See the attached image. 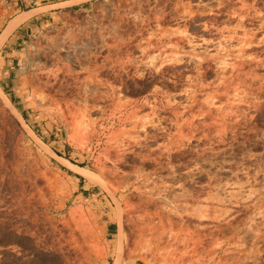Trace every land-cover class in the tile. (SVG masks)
<instances>
[{
	"label": "rangeland",
	"instance_id": "rangeland-1",
	"mask_svg": "<svg viewBox=\"0 0 264 264\" xmlns=\"http://www.w3.org/2000/svg\"><path fill=\"white\" fill-rule=\"evenodd\" d=\"M24 12L0 264H264V0H0V35Z\"/></svg>",
	"mask_w": 264,
	"mask_h": 264
},
{
	"label": "bare ground",
	"instance_id": "bare-ground-1",
	"mask_svg": "<svg viewBox=\"0 0 264 264\" xmlns=\"http://www.w3.org/2000/svg\"><path fill=\"white\" fill-rule=\"evenodd\" d=\"M25 14H26V12H24V14L23 15H18V16H16V17H14V18H12L10 21H9V23L7 24V26H6V28H4V31H3V33L0 35V44L2 43V41H3V39L8 35V33L9 32H11L23 19H25ZM50 49V48H49ZM55 49V48H54ZM46 52V51H45ZM42 53V55H43V57L45 58V57H48V54H49V52H47V53ZM58 56H59V54H57ZM41 56V55H40ZM39 56V57H40ZM57 57V56H56ZM64 57V56H63ZM42 58V57H41ZM40 59V58H39ZM92 59V58H91ZM77 60V59H76ZM79 60V59H78ZM41 60H39V62H40ZM45 61H46V59H45ZM45 61H43V63L45 64ZM38 62V61H37ZM77 62V61H76ZM42 63V62H41ZM46 63H47V61H46ZM82 63V62H81ZM44 64H40L41 66L42 65H44ZM63 64V63H62ZM38 68V67H37ZM46 68V67H45ZM40 69V68H39ZM42 69V68H41ZM40 69V70H41ZM42 71H44V70H42ZM50 74V73H49ZM48 75V74H47ZM47 78V77H46ZM48 79V78H47ZM49 82V80L47 81V83ZM52 84V83H51ZM45 86V85H44ZM40 88V87H39ZM37 89V88H36ZM41 89V88H40ZM43 89V88H42ZM45 89V88H44ZM49 89V88H48ZM58 90V89H57ZM61 91V90H60ZM65 91V90H64ZM45 94V93H44ZM43 94V95H44ZM17 116H20V115H17ZM21 117V116H20ZM63 162H65L66 164H68L69 166H71V167H73L77 172H79L80 174H83V175H88L89 174V171L87 170V169H85L84 167H80V166H78V165H75V164H73V163H71L70 161H68V160H66L65 158H63V157H59ZM83 237V236H82ZM87 237H89V236H87ZM86 238V237H85ZM80 248V247H79ZM82 248V247H81ZM83 250V249H82ZM81 251V250H80ZM85 250H83V252H84ZM91 251V250H90ZM82 253V252H81ZM85 253V252H84ZM83 254V253H82ZM86 255V254H85ZM87 255H89V253L87 254ZM87 255H86V257H87ZM82 257V256H81ZM89 257V256H88ZM91 259V258H90ZM68 257H65V259H64V261L62 262V264H70L68 261ZM115 264H118V262L117 263H115Z\"/></svg>",
	"mask_w": 264,
	"mask_h": 264
}]
</instances>
